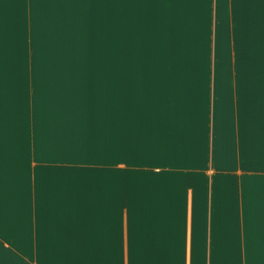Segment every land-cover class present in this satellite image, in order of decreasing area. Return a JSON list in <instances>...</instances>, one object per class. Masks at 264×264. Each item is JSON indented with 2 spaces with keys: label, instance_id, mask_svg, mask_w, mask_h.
Returning a JSON list of instances; mask_svg holds the SVG:
<instances>
[{
  "label": "crops",
  "instance_id": "crops-1",
  "mask_svg": "<svg viewBox=\"0 0 264 264\" xmlns=\"http://www.w3.org/2000/svg\"><path fill=\"white\" fill-rule=\"evenodd\" d=\"M0 264H264V0H0Z\"/></svg>",
  "mask_w": 264,
  "mask_h": 264
},
{
  "label": "trees",
  "instance_id": "trees-1",
  "mask_svg": "<svg viewBox=\"0 0 264 264\" xmlns=\"http://www.w3.org/2000/svg\"><path fill=\"white\" fill-rule=\"evenodd\" d=\"M119 58L120 57H116V59H114L113 66L115 68H121V67L137 68L139 66H144V65H138L139 64L138 59L133 58V57L123 58V59H126L127 65H122V63H120V65H115L116 60H118ZM160 60L161 61L163 60V62L165 60L167 61V64L163 63L162 65H172V66L173 65L185 66V65H207V64L210 65L211 64V59H173L170 64H168V59H160ZM231 61H232V59L229 57L228 58H215V66H218L221 64L222 65H230ZM106 62L108 64H110L109 59H107ZM79 63L81 66H93V63L92 64L87 63L86 59L83 57L79 58ZM97 65H99V66L105 65V59H101V60L98 59ZM148 66H153V65H148ZM117 87L119 88V85H117ZM119 89H121V87ZM119 89L117 90L118 93L116 94V101H119V104H120V102L123 98L120 96L121 92ZM130 89H131V86H130ZM136 103H137V100L132 99V97H130L131 112L136 111V108L133 107V105H136Z\"/></svg>",
  "mask_w": 264,
  "mask_h": 264
},
{
  "label": "rangeland",
  "instance_id": "rangeland-1",
  "mask_svg": "<svg viewBox=\"0 0 264 264\" xmlns=\"http://www.w3.org/2000/svg\"><path fill=\"white\" fill-rule=\"evenodd\" d=\"M114 53H115V57L109 59L110 60V64H112V66H113L114 59H116V56L118 55V52H114ZM133 58L138 59V61H139L138 65H162L163 63L167 64V61L165 60L163 62V60L162 61L160 60L161 58H137V57H133ZM85 59H86L87 63H89V64L93 63V65H96L99 58H96V59L95 58H85ZM173 59L174 58L168 59V64H170ZM99 60H101V59H99ZM120 63H122V65H127L126 59H123V57H121L118 60H116L115 65H120ZM115 76H118V75H115ZM118 89L119 88L117 87V85L114 84V92H115L114 99L115 100H116V94H117V90Z\"/></svg>",
  "mask_w": 264,
  "mask_h": 264
}]
</instances>
